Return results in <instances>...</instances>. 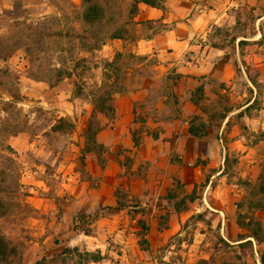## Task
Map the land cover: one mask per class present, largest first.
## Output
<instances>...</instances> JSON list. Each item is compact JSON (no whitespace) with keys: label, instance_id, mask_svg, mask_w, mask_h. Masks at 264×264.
Returning <instances> with one entry per match:
<instances>
[{"label":"crops","instance_id":"0c3cea01","mask_svg":"<svg viewBox=\"0 0 264 264\" xmlns=\"http://www.w3.org/2000/svg\"><path fill=\"white\" fill-rule=\"evenodd\" d=\"M239 5L238 0H169L162 9L138 4L134 21L151 22L157 30L146 27L147 34L130 44L117 39L102 46L108 61L117 51L144 61L153 57L154 63L126 68L111 113H97L96 142L104 151L100 160L89 155L88 163L98 166L73 180L56 223L69 245L86 239L91 247L105 239L102 257L89 264H120V238L134 246L140 239L131 232L122 235L128 225L129 231L145 232L154 252L181 236L193 214L214 216L207 219L222 234L235 230L236 203L244 190L231 180L237 173L232 154L240 153L239 178L251 183L264 163L262 137L248 140L264 133V32L259 29L264 13L251 37L227 36L223 30L236 25ZM68 81L52 87L63 89L59 99L68 92ZM237 98L240 103L233 105ZM220 102L229 106L221 110ZM214 110H220L217 117ZM84 225L87 231L80 229Z\"/></svg>","mask_w":264,"mask_h":264},{"label":"rangeland","instance_id":"374dc122","mask_svg":"<svg viewBox=\"0 0 264 264\" xmlns=\"http://www.w3.org/2000/svg\"><path fill=\"white\" fill-rule=\"evenodd\" d=\"M238 2L237 23L227 29L230 32H223L251 37L257 32L256 18L264 13V0ZM99 3L106 10L101 28L110 33L126 24L127 31L121 36L127 44L146 35V27H159L151 22L133 26L129 0ZM82 10V0H0V239L11 249L4 255L5 264H36L42 258L49 264L52 257L54 264H89L102 257L100 246L105 239L94 240L91 247L86 239L77 246L69 245L66 237L60 236L64 231L56 230V223L68 203L73 180L88 177V170L95 165L88 163L89 155L100 160L104 151L96 142L101 121L97 113L106 114V98L120 87L126 68L153 65L154 58L120 57L116 51L117 71L108 79L109 61L102 57L108 49L102 46L117 39H101L79 48L71 36L87 27L80 18ZM259 29L264 32V20ZM262 48L264 56V43ZM101 49L104 51L98 52ZM251 49L260 52L254 44ZM65 78L70 79L68 92L60 100L63 89L52 87ZM102 94L101 100L106 99L103 105L99 101ZM239 103L237 98L232 104ZM228 106L220 102L218 108ZM213 114L217 117L220 110ZM258 136L264 141V133L252 134L248 140L254 143ZM239 155L232 154V172L237 173L231 180L243 188L244 197L236 203L235 230L222 234L207 219L215 220L214 216L198 213V218L193 214L184 222L181 236L170 237L154 252L143 239L145 232L129 231L133 227L128 225L122 235L131 232L140 239L134 246L120 238V264H201L202 260L204 264H264V209L260 208L264 207V193L258 186L264 163L257 180L251 183L239 178L244 169L239 165ZM85 225L80 229L87 231ZM220 238L233 245L231 251L221 249ZM239 243L243 245L239 247ZM62 252L63 256L57 255Z\"/></svg>","mask_w":264,"mask_h":264},{"label":"trees","instance_id":"16d2710c","mask_svg":"<svg viewBox=\"0 0 264 264\" xmlns=\"http://www.w3.org/2000/svg\"><path fill=\"white\" fill-rule=\"evenodd\" d=\"M100 2H102L103 0H82L83 3V10L81 12V20L83 21V23H85L87 25L86 28H83L76 34L72 35L71 38L76 39V41L79 42V44L81 46H79V48L83 47V45H86L87 43H91L94 41H99L101 39H106V38H110V39H123V37L121 36V33H125L127 30V25H123L120 26L119 28L113 29L110 33H108L106 30H103L101 28V21H103L104 16H105V12L106 10H104V8L100 5ZM130 1V9H129V14L132 17L131 19V24L133 26L138 25V24H142V22H136L134 21V16L137 12V7L138 4H145L148 5L150 7H154V8H158L160 9L162 7V3L164 2V0H129ZM126 27V28H123ZM119 30H120V36H119ZM122 55H120L121 57ZM129 58L134 59H143L142 57H135V56H129ZM117 60V55L115 57L112 58L111 61L107 62V67L110 70V74H107V78L109 79L111 77V74L116 70L115 67V62ZM107 69L105 68L102 75L104 76V78L106 77V72ZM113 85V82L112 84ZM122 92V86L120 85L119 88H117L115 91H112V94L109 98H106L108 103H109V107L106 109L107 112L106 114L109 115L112 111V100H113V96L117 93ZM103 95H99V101L101 102V105H103V103L106 102V99L104 101H102L101 99L103 98ZM100 105V107H101ZM101 112V111H100ZM103 113V111L101 112ZM100 128V124L98 127V130ZM134 143L136 144V140H134ZM263 168H264V164H263ZM259 190L260 193H264V173L262 174V176L260 177L259 183ZM256 205V204H255ZM256 207H259L256 205ZM260 208L264 209V207L260 206ZM198 218H201V215L197 214L196 215ZM193 217V216H192ZM7 242H5L4 240L0 239V264H5L4 262L6 261V259L4 260L5 256L7 254V251L9 250V252H11V249H8V246L6 244ZM244 243H249V241H246ZM219 244L222 250L224 251H231V249L233 248V245H230L229 243H227L223 238H220L219 240ZM239 245V247H241L243 245V243H239L237 244ZM65 253H59L57 254L58 256H63ZM46 260L44 258H42L40 261H38L36 264H45ZM94 262V261H92ZM49 264H54L53 263V257L49 258L48 260ZM201 264L205 263V260H202L200 262Z\"/></svg>","mask_w":264,"mask_h":264}]
</instances>
